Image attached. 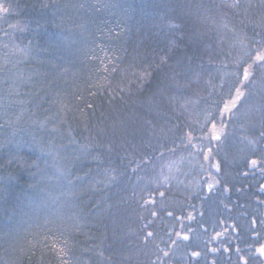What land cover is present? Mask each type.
I'll return each instance as SVG.
<instances>
[{
    "label": "trees",
    "instance_id": "obj_1",
    "mask_svg": "<svg viewBox=\"0 0 264 264\" xmlns=\"http://www.w3.org/2000/svg\"><path fill=\"white\" fill-rule=\"evenodd\" d=\"M6 2L0 264H244L241 256L264 264L255 252L264 224L259 243L250 227L264 220V194L255 189L264 170L257 166L263 173L252 184L240 178L248 159L264 156V93L255 90L264 67L237 85L245 92L239 115L217 113L237 84L235 61L264 35V0H241L247 14L224 0ZM145 71L152 75L139 79ZM250 95L258 115L244 110ZM207 110L217 115L219 142L193 131Z\"/></svg>",
    "mask_w": 264,
    "mask_h": 264
},
{
    "label": "snow or ice",
    "instance_id": "obj_2",
    "mask_svg": "<svg viewBox=\"0 0 264 264\" xmlns=\"http://www.w3.org/2000/svg\"><path fill=\"white\" fill-rule=\"evenodd\" d=\"M48 6H49L48 4L43 5V7L45 8ZM10 7L11 6L6 2V0H0V13L7 14L10 11ZM79 7L83 8L85 7V5L80 4ZM93 7H96V5H93ZM223 7L226 9L233 10V11L242 10L245 14H247V7L244 4H242L241 0H224ZM258 26L261 28L262 32H264V16L261 17L258 23ZM9 27H14V26L9 25ZM172 27L178 28L179 25L173 24ZM224 27H227V25L225 24ZM7 35L8 33L5 32L4 36H7ZM241 43H243V41H241ZM3 47L7 48L8 45L4 44ZM19 51L23 52L24 50L19 49ZM244 56L246 57V59H237L235 61V63L237 64L238 70L237 72L233 73V75L238 78L237 84H234L232 85V87L228 88V91L226 93V96H227L226 101L223 98H221L220 105H222V107H220L219 105L217 106V113L219 114L220 117H223L225 113H229L232 115L240 114L238 103L241 102V98L245 95V92L242 90L240 86H237V85H243L244 87H247V83L251 82V79L254 75V71H253L254 66L259 65L261 67H264V35H261V38L259 41L251 43L250 46H247L245 48ZM166 60H167L166 57H161V63H166ZM104 70L107 71V69H104ZM151 75L152 74L150 72L145 71L139 77V79L143 80L144 78L149 77ZM196 75L198 76L199 74H196ZM209 83H211V81H209ZM225 87H227V82L222 81L220 84L221 90L225 89ZM120 90L123 91V88H121ZM172 102L173 103L177 102L176 97L172 98ZM189 102L190 101H185L184 104H181L180 106L185 107V105ZM87 107L91 108L93 107V105L88 104ZM244 114L247 115V113H244ZM22 115H23V111H21L20 115L16 117L17 121L21 119ZM202 117H203L202 120L197 121V123H199L200 125L199 128L193 129V131H199L202 134L200 137L201 139L207 138L209 142L211 141L219 142L221 140V136L217 134L218 132L217 115L213 114L210 110H207L202 114ZM187 135H188V143L191 144L192 138H193L191 132H189ZM260 135L261 137H264V131H261ZM249 143H255V141H249ZM161 147H163V145H161ZM212 151H213L212 148L207 149L208 154H211ZM209 158H210L209 155H204L205 160H208ZM147 159L148 158L145 157V160ZM249 163H250V166L253 168L257 166H261V169L264 170V156H261L260 159H252L250 160ZM33 166H36L35 162H33ZM212 166L215 167L217 171L220 170L218 164H215ZM135 170L136 169H133V171ZM112 179H115V177L114 176L108 177V180H112ZM166 179L167 178L165 177L164 180L161 181V183L165 182ZM207 187L209 190H211L213 187L212 183H208ZM261 190L264 191V185L261 186ZM160 196L163 197L164 192H160ZM145 203H154V201L147 200L145 201ZM168 214L170 216L172 215L171 212H169ZM152 215L155 216L156 213L153 212ZM189 218L191 219L192 217H189ZM258 224H264V220L258 221L256 219H252L250 221L251 231H252V234L257 237V243H259V240L261 239V233L256 230ZM234 227L235 229L240 228L239 225H235ZM225 231H227V228H225ZM176 235L179 237L181 234L177 232ZM220 235H221L220 232L215 233V236L217 237H219ZM152 236H153V233L148 232L146 239ZM188 239L189 237L187 235L183 236V240L186 241ZM64 243L66 244L67 241H64ZM176 243H177L176 240L172 241V244H176ZM52 247L55 248V244H53ZM249 247L251 248L253 246L249 245ZM227 250L228 249L225 248V251ZM61 251H63V249H61ZM212 251H217V249H212ZM236 251L239 252L240 249L237 248ZM255 252H258L260 257H264V243H259V247L255 248ZM167 255H168V252H164V256H167ZM200 255L201 253L198 251L191 252L192 257H199ZM240 259L244 261V264H248V261L245 257L241 256ZM62 264H68V262L62 260Z\"/></svg>",
    "mask_w": 264,
    "mask_h": 264
},
{
    "label": "rangeland",
    "instance_id": "obj_3",
    "mask_svg": "<svg viewBox=\"0 0 264 264\" xmlns=\"http://www.w3.org/2000/svg\"><path fill=\"white\" fill-rule=\"evenodd\" d=\"M234 49H236V48H234ZM255 90H256V92H262V94H263L264 93V86L262 84H258L256 86ZM244 96L241 98V101H243ZM190 104L191 105H189V103H187V105H188L187 109H189L192 113H193V110L195 113H197L199 106H196V104L192 101ZM243 106H244V110L247 113H249L250 115H258L259 113H261L263 111L262 106L257 101V98L254 95L246 96Z\"/></svg>",
    "mask_w": 264,
    "mask_h": 264
},
{
    "label": "flooded vegetation",
    "instance_id": "obj_4",
    "mask_svg": "<svg viewBox=\"0 0 264 264\" xmlns=\"http://www.w3.org/2000/svg\"><path fill=\"white\" fill-rule=\"evenodd\" d=\"M252 157H253V155H252ZM252 159H256V158L253 157V158L247 160V164L249 166H247V168L244 170L245 172L242 173L241 177H240L241 179H244V178L247 179L246 183H250V184H252V179H254V175L261 171V169H259L258 167L253 168L250 166L249 162ZM238 162H239V164H238ZM245 163H246L245 161H234V165L237 169H239V168L244 169L243 167H244ZM240 178L238 176V180ZM255 180H256V178H255ZM257 183H258V185L255 187V189L257 190V192L259 194H264V191L261 190V186L264 185V174L259 175Z\"/></svg>",
    "mask_w": 264,
    "mask_h": 264
}]
</instances>
